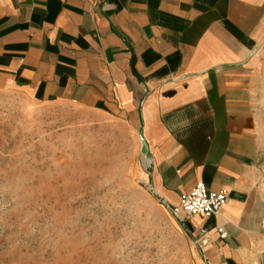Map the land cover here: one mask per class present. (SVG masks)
<instances>
[{
    "label": "crops",
    "instance_id": "1",
    "mask_svg": "<svg viewBox=\"0 0 264 264\" xmlns=\"http://www.w3.org/2000/svg\"><path fill=\"white\" fill-rule=\"evenodd\" d=\"M0 93L114 148L169 209L223 191L182 223L194 264H264V0H0Z\"/></svg>",
    "mask_w": 264,
    "mask_h": 264
},
{
    "label": "rangeland",
    "instance_id": "2",
    "mask_svg": "<svg viewBox=\"0 0 264 264\" xmlns=\"http://www.w3.org/2000/svg\"><path fill=\"white\" fill-rule=\"evenodd\" d=\"M0 93V264H194L182 223L114 148Z\"/></svg>",
    "mask_w": 264,
    "mask_h": 264
},
{
    "label": "built area",
    "instance_id": "3",
    "mask_svg": "<svg viewBox=\"0 0 264 264\" xmlns=\"http://www.w3.org/2000/svg\"><path fill=\"white\" fill-rule=\"evenodd\" d=\"M226 201V196L223 191L209 190L203 182H197L193 188L180 197L179 204L170 207V210L175 215H183L191 217L194 215L217 216L220 213L222 206ZM216 230L220 238L226 236V231L222 225H216ZM203 235L206 231L201 228L199 230Z\"/></svg>",
    "mask_w": 264,
    "mask_h": 264
},
{
    "label": "water",
    "instance_id": "4",
    "mask_svg": "<svg viewBox=\"0 0 264 264\" xmlns=\"http://www.w3.org/2000/svg\"><path fill=\"white\" fill-rule=\"evenodd\" d=\"M145 151V148H144V144H143V146H142V152H144Z\"/></svg>",
    "mask_w": 264,
    "mask_h": 264
}]
</instances>
